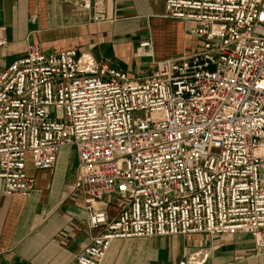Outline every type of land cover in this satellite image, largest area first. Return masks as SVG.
<instances>
[{"label": "built area", "instance_id": "obj_1", "mask_svg": "<svg viewBox=\"0 0 264 264\" xmlns=\"http://www.w3.org/2000/svg\"><path fill=\"white\" fill-rule=\"evenodd\" d=\"M82 7L107 21L100 2ZM161 18L193 24L201 47L146 77L37 45L0 74L3 194L28 197L29 166L74 152L71 191L94 234L70 264H101L126 239L240 234L264 251V0H165ZM139 49L151 58L149 42Z\"/></svg>", "mask_w": 264, "mask_h": 264}, {"label": "crops", "instance_id": "obj_2", "mask_svg": "<svg viewBox=\"0 0 264 264\" xmlns=\"http://www.w3.org/2000/svg\"><path fill=\"white\" fill-rule=\"evenodd\" d=\"M104 22H92L82 0H0V74L22 57L27 45L47 53L74 50L121 71L146 77L155 63L198 51L193 24L163 20L165 0H92ZM149 42L151 58L139 45ZM59 160V156H58ZM35 171L26 198L7 197L0 183V264H70L94 234L86 226L83 201L72 193L75 169ZM114 198L106 196L109 215ZM201 264H264V251L247 235H206L114 241L101 264H179L193 253Z\"/></svg>", "mask_w": 264, "mask_h": 264}, {"label": "rangeland", "instance_id": "obj_3", "mask_svg": "<svg viewBox=\"0 0 264 264\" xmlns=\"http://www.w3.org/2000/svg\"><path fill=\"white\" fill-rule=\"evenodd\" d=\"M75 165L76 160L73 150L69 147L63 148L60 151L57 169H75ZM113 203L118 205L119 201L115 199L111 202L112 206H114Z\"/></svg>", "mask_w": 264, "mask_h": 264}]
</instances>
